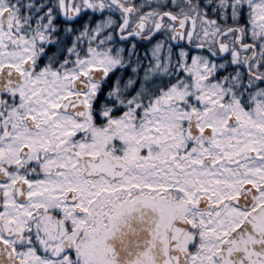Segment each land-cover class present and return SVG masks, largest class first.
Masks as SVG:
<instances>
[{"label": "snow or ice", "instance_id": "6c2138e0", "mask_svg": "<svg viewBox=\"0 0 264 264\" xmlns=\"http://www.w3.org/2000/svg\"><path fill=\"white\" fill-rule=\"evenodd\" d=\"M0 264H264V0H0Z\"/></svg>", "mask_w": 264, "mask_h": 264}]
</instances>
